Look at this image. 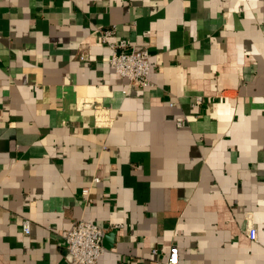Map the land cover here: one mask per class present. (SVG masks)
<instances>
[{
    "label": "crops",
    "instance_id": "obj_1",
    "mask_svg": "<svg viewBox=\"0 0 264 264\" xmlns=\"http://www.w3.org/2000/svg\"><path fill=\"white\" fill-rule=\"evenodd\" d=\"M79 219L106 229L98 264H264V0H0V264H73Z\"/></svg>",
    "mask_w": 264,
    "mask_h": 264
},
{
    "label": "built area",
    "instance_id": "obj_2",
    "mask_svg": "<svg viewBox=\"0 0 264 264\" xmlns=\"http://www.w3.org/2000/svg\"><path fill=\"white\" fill-rule=\"evenodd\" d=\"M115 29H104L101 38L111 49L110 63L115 69L127 79L130 86L141 88L152 86L150 78L152 71V53L148 47L134 44L124 38H115ZM112 38H115L112 40ZM203 95L195 97V105L204 102ZM175 105V102L171 103ZM176 124L183 127L186 124V116L177 117ZM94 178V182H99ZM91 187H85L82 192L88 194ZM23 232L29 234L31 231V220L24 219L22 222ZM106 229L93 221L79 219L74 221L65 236L66 258L73 264H98L100 257L105 253L103 239ZM248 235L252 240H257L258 230L254 223L248 225ZM154 254L158 249L152 250ZM165 264H181L180 252L177 245H172L169 250L168 259Z\"/></svg>",
    "mask_w": 264,
    "mask_h": 264
}]
</instances>
